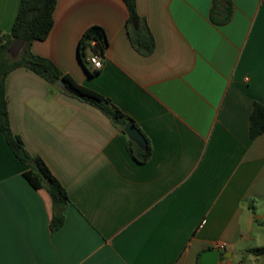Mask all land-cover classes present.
I'll return each mask as SVG.
<instances>
[{
  "label": "crops",
  "instance_id": "obj_1",
  "mask_svg": "<svg viewBox=\"0 0 264 264\" xmlns=\"http://www.w3.org/2000/svg\"><path fill=\"white\" fill-rule=\"evenodd\" d=\"M228 1L137 0L155 38L144 54L124 0H58L32 52L110 98L153 152L137 162L100 108L29 67L10 71L12 130L69 200L53 229L49 193L0 130V264H198L209 249L221 251L218 264H264L249 250L264 245V133L250 132L255 102L264 104V0H230L226 19ZM20 3L0 0V44ZM92 24L110 40L96 75L78 55Z\"/></svg>",
  "mask_w": 264,
  "mask_h": 264
},
{
  "label": "trees",
  "instance_id": "obj_2",
  "mask_svg": "<svg viewBox=\"0 0 264 264\" xmlns=\"http://www.w3.org/2000/svg\"><path fill=\"white\" fill-rule=\"evenodd\" d=\"M57 2L58 0H21L12 30L6 36L5 42L0 44V130L17 159L27 166L25 175L28 179L38 189H46L49 193L54 207V214L51 220L53 229L59 228L64 222L65 207L69 196L67 190L54 175L45 160L41 156L31 155L26 149L22 138L12 130L5 90V81L9 72L17 67L26 66L45 77L52 84H55L59 79H63L67 84L65 91L68 94L100 108L110 116L124 133L125 124L131 120L144 134L137 123L117 107L110 98L77 83L51 59L32 52L31 44L33 41L44 40L50 35L55 23L54 12ZM124 2L129 12L126 24L132 44L144 54L152 53L155 48V38L147 22L141 18L138 12L137 0H124ZM228 2L226 19L231 12L230 0ZM135 19L138 20L137 26L135 25ZM16 37L25 39V44L19 56L14 58L9 54L8 49ZM109 44L108 34L100 24H92L82 33L78 43V55L82 65L90 75H96L99 73V69L92 67L89 62V56L96 54L105 57ZM250 132L252 138L264 133V104L260 102H255L251 114ZM145 137L147 146L141 148L127 136L128 150L131 156L139 163L148 161L153 152L150 139L146 135ZM261 223L264 224V220ZM249 250L256 255H262L264 254V245ZM198 264H200L199 261Z\"/></svg>",
  "mask_w": 264,
  "mask_h": 264
},
{
  "label": "water",
  "instance_id": "obj_3",
  "mask_svg": "<svg viewBox=\"0 0 264 264\" xmlns=\"http://www.w3.org/2000/svg\"><path fill=\"white\" fill-rule=\"evenodd\" d=\"M135 25H138V20L135 19ZM25 44V39L21 37L14 38L12 44L10 45L8 52L9 54L17 58ZM56 86L67 89V84L63 79H59L55 83ZM124 130L133 141H135L141 148H145L147 146V140L145 135L140 131V129L134 124L133 121H128ZM32 161V159H31ZM221 251L219 249H209L202 253L200 257V264H218L221 257ZM226 254H224L225 256Z\"/></svg>",
  "mask_w": 264,
  "mask_h": 264
},
{
  "label": "built area",
  "instance_id": "obj_4",
  "mask_svg": "<svg viewBox=\"0 0 264 264\" xmlns=\"http://www.w3.org/2000/svg\"><path fill=\"white\" fill-rule=\"evenodd\" d=\"M89 62L95 69H101L103 67V57L100 55H91L89 57Z\"/></svg>",
  "mask_w": 264,
  "mask_h": 264
}]
</instances>
